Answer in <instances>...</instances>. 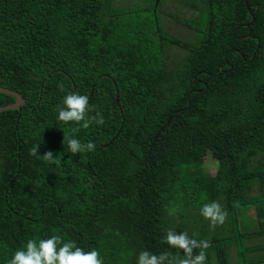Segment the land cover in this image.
Masks as SVG:
<instances>
[{"label":"trees","instance_id":"obj_1","mask_svg":"<svg viewBox=\"0 0 264 264\" xmlns=\"http://www.w3.org/2000/svg\"><path fill=\"white\" fill-rule=\"evenodd\" d=\"M166 1L0 0V84L26 101L11 109L16 97L0 92V264L28 240L57 234L97 249L104 264H136L145 250L183 257L164 242L167 229L199 240L200 208L223 198L234 216L256 206L263 227L264 200L233 202L262 176L249 170L264 154V0H249L252 11L246 0H177L203 18V27L192 23L195 41L161 28ZM171 49L186 52L175 69ZM60 83L87 95L105 123L58 120ZM73 128L77 139L105 140L73 155L63 143ZM49 150L59 164L42 159ZM208 154L215 175L205 171ZM210 243L218 263L227 254L231 264L233 244Z\"/></svg>","mask_w":264,"mask_h":264},{"label":"clouds","instance_id":"obj_2","mask_svg":"<svg viewBox=\"0 0 264 264\" xmlns=\"http://www.w3.org/2000/svg\"><path fill=\"white\" fill-rule=\"evenodd\" d=\"M254 16L253 21H255ZM93 57L95 64L97 65L98 60L96 54H93ZM101 76L99 77L100 79H102L103 76H106V74H102ZM58 87L61 91L67 92L63 98L62 104H58L56 106L58 120L66 124L74 122L79 125V129H87L93 123L97 125H103L105 123L103 114L97 111L94 105L90 106L89 97L87 95H81L79 92L67 91L63 83L58 84ZM93 92L94 90H92V93ZM19 93L21 94V92ZM120 103L121 102L119 101L117 104L119 105L122 113V122L118 133L122 131L125 124L123 107ZM90 112H95V114L89 115ZM79 129L73 128L71 136L68 133H65L63 140V143L66 144L68 151H70L73 155H79L85 152L90 153L95 150V147L101 146L103 140H105H97L93 137V135H91V137H82L77 139L75 138V133L78 132ZM38 148L39 145L34 147L31 154L36 155ZM209 154L207 156H211ZM42 159L49 163L59 164L60 162L51 150L44 153L42 155ZM167 211L169 216H176L179 211V206L168 207ZM255 211L256 218L259 220L257 207ZM200 215L210 221V227L213 230L217 225H223L228 217L227 211L223 208L221 203L216 200L203 204L200 208ZM251 231L252 229L248 230L246 233H251ZM258 237L263 239L260 234ZM256 238L257 237H253V241L256 240ZM247 239H249V236H247ZM164 242H166L171 248L182 250L184 256H173L168 252L155 254L145 250L139 253L136 264H206L207 255L205 250L208 252V250L212 247V244L207 239L198 240L195 238V234H193V236H189L187 231L177 232L173 228L167 229L166 235L164 236ZM197 249H199L198 252L196 251ZM262 259H264V256L260 260ZM247 261L248 260L246 259V264H248ZM7 264H104V261L97 249L93 248L90 251H85L83 248L77 246L75 241H65L61 235L57 234L52 235L50 238L39 239L38 241L34 239L28 240L24 248L17 249L14 252L12 258L7 261ZM261 264H264V262Z\"/></svg>","mask_w":264,"mask_h":264},{"label":"rangeland","instance_id":"obj_3","mask_svg":"<svg viewBox=\"0 0 264 264\" xmlns=\"http://www.w3.org/2000/svg\"><path fill=\"white\" fill-rule=\"evenodd\" d=\"M133 0H116V5L127 7L130 5H137L142 3H147L151 0H142V2H132ZM183 2L193 3V0H182ZM143 5V4H142ZM264 7V3H263ZM163 8L165 11L169 13V17L172 18L177 13L180 15L178 19H168L166 15L161 14L160 26L170 35L187 39L188 41H195L198 39L197 32L192 28V23H195L199 27H203V18L198 14L197 10H188L186 7H181V4L174 0L167 1ZM186 55V52L179 49H171L168 54V62L171 65L172 69L177 68L182 62L183 58ZM259 165L256 167H251L249 171L256 172L260 171L263 174L260 180L254 183V189L246 190V188L242 191L243 198L239 201L233 202V205H240L245 202H256L259 200H264V185L257 189V185L259 186V182L264 184V154L260 155ZM204 168L205 171L210 175H215L218 169V165L216 160L207 156L204 158ZM221 205L227 211L228 217L226 222L223 225H217L213 230L210 227V221L201 216V224L203 227L199 228V239L208 238L209 241L220 240V244L224 247L225 250L231 247V264H246V259L248 260V264H250L249 260L251 258V254L248 251V246L250 241L247 237H241L240 232L246 233L251 229H264V225L260 224L256 218V207H241L238 208L235 216L231 211L227 199L220 200ZM237 221L239 223V229L237 225ZM237 229H236V225ZM240 231V232H239ZM260 235L264 238V232L260 233ZM264 239L257 237L253 242H261ZM246 250V253H245ZM207 253V251L205 250ZM207 258H210V264H225L228 262L227 254H225L222 262L218 263L216 255L214 252L209 251L207 254ZM212 259V260H211ZM207 262V261H206Z\"/></svg>","mask_w":264,"mask_h":264},{"label":"water","instance_id":"obj_4","mask_svg":"<svg viewBox=\"0 0 264 264\" xmlns=\"http://www.w3.org/2000/svg\"><path fill=\"white\" fill-rule=\"evenodd\" d=\"M246 1H247V5H248L250 11H252V7L250 5V1L249 0H246ZM154 14H155L156 27H157V29H159L160 26L158 24V19H157V16H156L157 13L154 12ZM254 20H255V16H254ZM253 22L254 21H252L249 25L251 26L253 24ZM0 55H1V47H0ZM0 92L7 93V94H11V95H15L16 96L17 101L14 104H11L10 105V108L11 109H20L22 107V105L26 102L25 101V98L22 96V94H20L18 91H15V90H13V89H11L9 87L0 85ZM116 98H117V103H119L120 100H119V91L118 90L116 91Z\"/></svg>","mask_w":264,"mask_h":264},{"label":"crops","instance_id":"obj_5","mask_svg":"<svg viewBox=\"0 0 264 264\" xmlns=\"http://www.w3.org/2000/svg\"><path fill=\"white\" fill-rule=\"evenodd\" d=\"M248 240L250 241L248 251L251 254L249 262L250 264H252L257 260H260L264 256V241L253 242V238H249Z\"/></svg>","mask_w":264,"mask_h":264},{"label":"bare ground","instance_id":"obj_6","mask_svg":"<svg viewBox=\"0 0 264 264\" xmlns=\"http://www.w3.org/2000/svg\"><path fill=\"white\" fill-rule=\"evenodd\" d=\"M260 173H262V172H260ZM258 174H259V173H258ZM256 175H257V174H256ZM262 175H263V174H262ZM257 176H258V175H257ZM257 176H256V177H257ZM258 178H259V177H258ZM261 178H262V177H261ZM263 178H264V177H263ZM258 187H259V186H258ZM225 193H227V192H225ZM228 195H229V194H228ZM150 232H151V231H150ZM143 233H144V232H143ZM145 233H146V232H145ZM151 234H152V233H151ZM141 247H142V246H141ZM141 247H140V248H141ZM152 248H153V247H152ZM170 248H171V247H170ZM157 249H158V248H157ZM147 251H149V250H147Z\"/></svg>","mask_w":264,"mask_h":264},{"label":"flooded vegetation","instance_id":"obj_7","mask_svg":"<svg viewBox=\"0 0 264 264\" xmlns=\"http://www.w3.org/2000/svg\"><path fill=\"white\" fill-rule=\"evenodd\" d=\"M167 1H169V0H167ZM167 1H166V2H167ZM174 1H176V0H174ZM166 2H165V3H166ZM163 5H164V4H162V9L164 10ZM164 11H165V10H164ZM167 18H168V19H172V18H170V17H167Z\"/></svg>","mask_w":264,"mask_h":264}]
</instances>
